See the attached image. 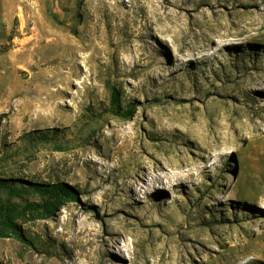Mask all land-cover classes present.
<instances>
[{"label": "rangeland", "instance_id": "rangeland-1", "mask_svg": "<svg viewBox=\"0 0 264 264\" xmlns=\"http://www.w3.org/2000/svg\"><path fill=\"white\" fill-rule=\"evenodd\" d=\"M0 157V264H264V0H0Z\"/></svg>", "mask_w": 264, "mask_h": 264}, {"label": "trees", "instance_id": "trees-1", "mask_svg": "<svg viewBox=\"0 0 264 264\" xmlns=\"http://www.w3.org/2000/svg\"><path fill=\"white\" fill-rule=\"evenodd\" d=\"M110 99L112 102L116 101V91L113 87H110ZM128 106L126 109H120L117 106L109 109L110 114L116 115L118 117H125L130 111ZM55 129H44L31 131L27 134L30 136L35 134L33 138L37 140H48L55 135ZM1 159V157H0ZM19 179L14 178H0V187L8 188L16 182H19ZM25 183V182H23ZM26 184L35 192L41 195V199L38 202H27L20 209H17L16 206L9 205L0 207V215L2 216L3 222L8 228L12 231V237L19 241L20 243H26L27 240L22 236L21 233L13 230V225L11 221V216L14 213L22 211L38 212L45 216L52 215L57 211L58 207L63 205L65 202L76 201L77 192L72 187L67 185L64 182H53V183H35V182H26Z\"/></svg>", "mask_w": 264, "mask_h": 264}, {"label": "bare ground", "instance_id": "bare-ground-1", "mask_svg": "<svg viewBox=\"0 0 264 264\" xmlns=\"http://www.w3.org/2000/svg\"><path fill=\"white\" fill-rule=\"evenodd\" d=\"M11 10V9H10Z\"/></svg>", "mask_w": 264, "mask_h": 264}]
</instances>
